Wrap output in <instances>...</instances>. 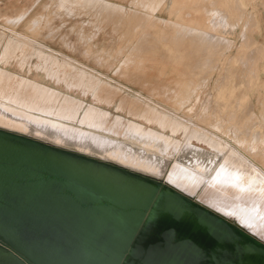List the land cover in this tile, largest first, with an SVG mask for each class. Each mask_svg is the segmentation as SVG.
<instances>
[{
    "label": "water",
    "instance_id": "water-1",
    "mask_svg": "<svg viewBox=\"0 0 264 264\" xmlns=\"http://www.w3.org/2000/svg\"><path fill=\"white\" fill-rule=\"evenodd\" d=\"M0 264H264V242L161 178L0 128Z\"/></svg>",
    "mask_w": 264,
    "mask_h": 264
},
{
    "label": "rangeland",
    "instance_id": "rangeland-1",
    "mask_svg": "<svg viewBox=\"0 0 264 264\" xmlns=\"http://www.w3.org/2000/svg\"><path fill=\"white\" fill-rule=\"evenodd\" d=\"M80 1L0 0V93H6L3 91L4 88L11 86L9 92L15 96L25 95L28 99L47 103L62 102L60 96L71 91H78L81 95L97 96L103 100L107 93L95 90V82L86 75L90 72L89 68L81 64L86 63V60L80 57V40L86 33L92 31L93 34L88 33L84 38L87 45L100 49L103 42H110L109 46L119 50L118 55L123 53L117 60L111 61L115 69L120 70L124 63L128 62L129 54L138 58L143 57L142 60L135 59L139 61L138 63L147 61L143 68L141 66L140 70L138 69L140 72L138 75L143 73L140 76L141 80H149L147 82L149 84L143 83L145 86L160 88L164 82L175 81L176 76L171 72L168 74H171L170 77L168 75L166 78L158 77L157 69L152 67L153 72L148 64L149 61H155L152 63L158 62L168 66V69L182 72L189 81L202 88V92L198 94L200 97L198 106L192 111L190 108L193 105L189 103L183 111L181 110V114L201 124L193 127L198 129L207 126L214 131H220L215 132L223 137L215 135L212 131H192L195 128L190 129L192 125L188 124L190 132H187L188 136L184 133L178 137V142L176 141L188 145L187 154L182 155L181 151L179 159L191 163L208 162L218 155L223 148L222 145L230 147V144L226 143H264V86L258 78L259 71L257 76H252L246 83L243 77L247 78V73L241 75L243 67L240 62L241 53L257 52L256 47L259 43L253 39L254 15L257 7L264 5V0H111L113 3L108 4L94 0H83L82 3ZM166 1L177 8L181 17L179 24L167 22L163 20L165 18L159 17V7ZM43 3L45 15H49L45 30L51 29V35L46 36V39H51L52 46L58 49L60 38L65 36L67 41L65 43L62 41L61 44L67 50L62 52L77 61L72 62L74 70L65 67L64 55L40 46L31 39L18 38L19 35L13 32L17 26L16 22L26 12L31 9L33 12L41 11ZM79 29L80 32H84L80 33ZM242 33L249 35L247 49H241ZM9 42L10 47L6 49ZM222 54L225 55L219 61L218 58ZM125 55L127 59L124 58ZM133 59L130 61L135 63ZM207 62L214 63V66L208 67ZM12 64L15 65L14 70L8 68ZM146 64L151 70L145 67ZM24 70L40 74L51 86H46L45 89L33 88L29 83L32 77L23 74ZM116 74L113 75L115 78L112 74L110 76L127 84L125 78L122 79ZM253 92L258 94L262 105L260 115H256L254 111ZM110 110L114 111V107L112 106ZM249 125H252L253 129H249ZM195 143H204L206 149L202 151L196 149Z\"/></svg>",
    "mask_w": 264,
    "mask_h": 264
},
{
    "label": "bare ground",
    "instance_id": "bare-ground-1",
    "mask_svg": "<svg viewBox=\"0 0 264 264\" xmlns=\"http://www.w3.org/2000/svg\"><path fill=\"white\" fill-rule=\"evenodd\" d=\"M44 11L43 3L41 11L33 12L31 9L23 13L24 15L16 22L17 26L13 32L19 35L18 38L31 39L40 46L64 55L65 67L74 70L72 62H77L74 58L43 42L46 36L51 35V29L45 30L49 15L46 16ZM158 13L159 17L165 18L163 20L167 22L177 24L180 22L181 17L177 8L167 1L159 7ZM88 33L91 35L92 31ZM88 33L83 37L85 38ZM84 38L80 40V57L85 59L86 63H79L89 68L90 72L86 75L95 82V90L105 92L107 96L102 100L97 96L81 95L78 91H71L60 96L62 102L47 103L28 99L25 95L15 96L9 92L11 86L5 87L3 91L6 93H0V128L95 156L104 161H111L156 178H164L169 185L234 221L246 232L264 242V143H226L230 144V147L222 145L223 148L218 155L208 162L191 163L179 159L181 151L182 155L187 154L188 145L176 143L178 137L190 133L188 124L192 125L190 129L194 125H201L183 116L181 112L189 103L193 105L190 108L192 111L198 106L200 99L198 94L202 92V88L189 81L182 72L168 69V66L158 62L152 63L155 61H149L148 64L151 68L157 69L156 75L166 78L171 72L176 76L175 78L172 76L175 81L167 79L170 82H164L165 84L160 88L145 86L143 83L149 80L142 81L140 76L143 73L138 75V69L141 66L143 68V64L147 61L138 63L139 61L135 60H142L143 57L138 58L129 54L128 62L124 63L125 66L122 64L123 67L118 70L114 68L113 60H117L123 53L118 55L119 50L109 46L110 42H103L100 49H94L90 44L87 45V40ZM248 39L249 35L242 33L241 49L248 48L246 45ZM62 41L66 42L65 39ZM9 47L10 42L6 45V49ZM256 49L255 54L254 52L240 54L243 67L241 75L247 73V78L243 77L246 83L252 76H257L258 65L264 62V46L259 44ZM224 55L218 58L219 61ZM132 58L135 63L130 61ZM206 65L212 68L214 63L207 62ZM8 68L14 70L15 65H9ZM154 69L152 68V71ZM22 73L32 77L29 83L33 88L45 89L46 86H51L50 82L40 74L26 70ZM114 73L120 75L122 79L125 78L127 84L114 79L116 77L113 76ZM170 76L171 74L168 75ZM151 78H153L152 74ZM261 83L264 86V82ZM112 106L114 111L110 110ZM193 128L195 129L192 131H212L215 135L223 137L217 133L220 131L215 130L217 131L215 132L213 128L207 126ZM248 128L253 129V126L249 125ZM195 144L196 149L201 151L206 149L204 143Z\"/></svg>",
    "mask_w": 264,
    "mask_h": 264
},
{
    "label": "crops",
    "instance_id": "crops-1",
    "mask_svg": "<svg viewBox=\"0 0 264 264\" xmlns=\"http://www.w3.org/2000/svg\"><path fill=\"white\" fill-rule=\"evenodd\" d=\"M94 1H97L100 3H113V1L111 0H94ZM82 2L83 0L80 1V3ZM254 18L255 19H254L253 39L257 41L260 45L264 46V5H259L257 7V11L255 12ZM73 33L76 36V30H74ZM52 36H54V33L52 34ZM63 38L66 40L65 36L60 38V41L57 44L58 46H60L58 49L52 46L51 44L52 40L49 38L45 40V43L55 50L66 51L67 49H65V46L61 44V41ZM258 68H259L258 78L260 79V81L264 82V62L259 63ZM259 100L260 99L258 97V94L253 92L252 101H253V107H254V111L256 115H260V112L262 110V105Z\"/></svg>",
    "mask_w": 264,
    "mask_h": 264
}]
</instances>
